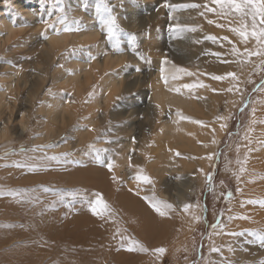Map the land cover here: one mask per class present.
I'll list each match as a JSON object with an SVG mask.
<instances>
[{
    "label": "bare ground",
    "instance_id": "6f19581e",
    "mask_svg": "<svg viewBox=\"0 0 264 264\" xmlns=\"http://www.w3.org/2000/svg\"><path fill=\"white\" fill-rule=\"evenodd\" d=\"M14 1V8L18 9L22 15L30 14L29 18H31V9H29L31 5L24 0ZM155 1L146 0L145 2L151 4ZM188 1L190 0H167L171 4L188 3ZM199 1L204 2L205 0ZM206 3L215 7L210 4V0H207ZM200 5L203 7L204 4ZM148 7V14H138L140 20L137 12L129 10L128 18L123 19L122 17L123 23L129 25L128 20L131 18L134 21H139L136 24H130L133 27L140 28L148 23L158 24L161 22L162 25L166 24V28L176 24L206 25L209 24L208 20H214L218 24L224 25L221 30L225 29L231 34L233 40L227 35L225 36L229 38L228 40L223 39L225 36L217 37V41L225 45L219 47L217 41H201V28H197L195 32L186 31L179 35L172 31L169 39L165 41L167 46L161 44V47L156 50L155 46H158L159 41L154 38L156 34L154 25L150 29L152 33L150 39L145 37L146 35L141 36L146 39H142L143 49H148L154 55L153 63L147 65L136 53L129 50L130 46L126 42L122 44L123 51L120 52L114 51L111 45L107 46V40L104 41L99 26L96 25L97 22L84 24L85 26L82 24L79 27L80 30L74 33L57 35L55 31H51L45 38L44 36L40 37L42 33L38 31L40 30L38 28V30L35 28L37 33H34L36 30H32L33 34L30 35L25 32L18 34L25 28L21 25L22 27L18 29L13 23L11 15L14 10L12 14L10 13L11 15L3 9L0 10V56L3 57V59L0 58V149L8 150V145L12 142V138H9L8 135L14 136L15 134L20 140V135L26 132L27 128L21 124V121L28 111H32L39 121L37 122L39 126L36 125V129L40 131V135L35 137L30 133L35 141L44 142L43 137L50 139L54 134L57 138L60 135L57 133L60 129L68 128L70 134H77L75 135L77 143H81L84 135L89 137L92 135L89 132V127L103 119L106 121L105 127L108 129V134L116 138L113 143H108L107 163H113L111 172L105 164L106 156H103V164L93 157L89 159L91 168L86 172L85 183L81 182L80 184L83 187L86 186L84 192L86 200L82 204V210L87 214V218L76 221L71 233L66 236L65 232L59 231L57 224H54L55 219L48 218V211L42 213L40 218L34 220L33 231L29 236H25L23 255L24 261L29 264L54 263L52 260L45 262L47 254L38 248V240L43 239L44 233L48 234L44 241L48 242L46 244H51V248L46 247L45 249L54 251L56 246L59 247L61 245L60 239H58L60 235L71 238V241H67L68 246H64V249L71 246L81 251L107 246V249L113 252L120 251L117 255L112 256V263L127 264L129 257L125 256L121 248H124L127 253H132L135 250L130 251L126 243L121 246L120 235L116 233L117 228L125 230L122 232L125 237L132 238L133 233H136L152 250L163 247L166 250L171 248V251H175L174 249L189 246L190 240L193 238H191L192 233H195L199 227V220L193 219V216L202 214L201 205L196 206L195 209L190 208L188 212L183 210V205L189 204L192 192L198 194L199 191L200 194L210 165L229 131L228 124L232 117V111H235L247 93L245 91L246 80L250 73V65L253 64V57L246 63H240L237 61V57L230 54L231 46L234 43L243 52L246 47L251 49L253 44L255 45V41L249 39L245 44L238 35L230 31V24L233 20L235 24L239 23L238 17L230 16L224 19L215 13L206 12L204 9L205 15L200 20V16L194 17L193 15L198 12L200 7L169 12L162 20V14L165 12L162 0L157 1L156 6L148 5ZM34 16L32 15V18ZM169 32L171 31L169 30ZM19 35L25 36L28 42L35 43L34 41H36V47L30 52H24L23 54L26 55L23 57L19 55L22 48L15 50L14 47L22 37ZM203 46L207 48L204 51L205 56L196 60L197 53L194 50L198 47L201 50ZM209 48L222 50L220 53L224 55L217 57L212 54L216 51ZM74 50L80 51L76 53L78 56H82L80 57L81 62L73 61ZM165 57L177 66L192 69L194 75H185L176 81L169 79V84L165 86L161 79L160 68L164 67L165 74H168V70L172 67L171 63H162ZM208 58L212 59L211 65L207 62ZM239 59L243 61L244 57L241 56ZM58 60L61 61L60 64L48 70V65H54ZM128 62L137 67H130L125 72ZM203 69L209 73L202 72ZM11 70L14 74H7ZM228 72L236 73L238 79L234 80L231 77L219 81L212 79V75H224ZM40 79L48 81L51 89L58 87L59 92L53 96L49 92L50 89L44 90L41 93L43 102L34 105L32 104L35 101L33 98L27 94L22 97L21 94L22 92L33 96L38 94L39 90L35 88V85ZM84 81H86L87 89H83ZM96 81L100 83L99 87H91L92 83ZM197 82H202L206 87H197L191 90L181 87V91L178 93L168 90L186 83ZM229 88L232 91H228ZM98 90L103 92L100 98L96 94ZM135 91L138 93H134ZM252 108H255L258 118H251L241 136L244 141L242 146L250 145L251 147L246 154L247 182L258 184L264 182V123H261L264 121V113L261 115V112H264V104H254ZM40 116L41 118H39ZM182 116L190 119H182ZM217 117L225 119L218 120ZM253 120L256 121L255 124L251 123ZM258 120L262 125L261 129L256 127ZM196 121H203L204 124H198ZM16 122L23 126L22 130L18 128L16 130ZM221 124H226V127L221 128ZM250 128L251 131H249ZM77 143L74 145L76 146ZM57 150L58 146L54 145L33 153L37 154L43 151V155H48L51 151L57 153ZM177 152L179 155H176ZM209 154L215 155L212 159H208ZM236 156L238 157L239 154ZM11 158H14V154L9 153L8 157H0V160ZM129 158H131L130 161ZM62 159L67 162L69 157L58 158V160ZM71 161L76 162L77 159ZM130 164L131 166H129ZM236 168L239 170L240 165H237ZM137 173L149 176L151 183L134 179L133 177ZM113 175L119 179L114 181ZM83 178L84 175L80 176L78 181ZM132 180L135 181L129 184ZM94 191L103 193L105 199L116 210L114 218L107 216L101 218L91 213L88 201ZM153 194L174 205L168 215H159V219L155 221L150 215V202L144 199L145 196ZM241 197L247 198L244 194ZM240 210H246L243 200L230 206L228 217H233V219L229 221L232 224L228 226L229 229L236 225V220H241L239 214L234 218L236 212ZM23 215L28 216L29 213ZM253 217V221L259 220L255 215ZM61 220L64 223L62 218ZM50 222L54 225L47 229ZM163 223H166L164 228L160 225ZM127 227L131 230L128 231ZM41 228H45L47 231H37ZM222 229L216 230L217 239H220L218 234ZM213 238H215L214 232L211 235V244ZM0 241L4 243L2 240ZM36 241L37 244L34 246ZM215 244L214 242L213 245L215 246ZM34 249L40 251H38V256L33 259L34 254L31 251ZM216 254L211 251L209 257ZM143 263L146 261L143 260ZM77 264H85V262H77ZM203 264H207L206 261H203Z\"/></svg>",
    "mask_w": 264,
    "mask_h": 264
},
{
    "label": "rangeland",
    "instance_id": "374dc122",
    "mask_svg": "<svg viewBox=\"0 0 264 264\" xmlns=\"http://www.w3.org/2000/svg\"><path fill=\"white\" fill-rule=\"evenodd\" d=\"M24 1L31 5L29 8L31 9V18H29L30 14L28 16L22 15V13L20 14V12L18 11V9L14 8V0H0V10L3 9L9 14H12V11L14 10L13 14H10L13 23L16 25V27H18V29H20V27L22 26L23 28H25L24 30L22 28L23 31L20 30L18 34L25 32L27 35H30L31 33L33 34L32 30L35 31L38 28L40 30H37L42 33V35L40 34V37H45L48 32L55 31L56 28L62 27V25H60L59 23H57L55 27H47L44 23L45 21H48L49 24H51L57 19V16L59 15L56 10L55 0ZM145 1L146 0H114L110 1V4L117 7H114L113 15L116 16L117 23L122 29L119 35V47L123 49L122 44L125 42L128 43V46H130V51L136 53V55L145 64L151 65L153 63L154 55L151 54L148 49H143L144 46L142 45L144 44L142 43V39L145 38L141 36L146 35L145 37L151 38L152 33L150 29L155 25L154 27H156V34L154 38L159 41L158 46H155V48L156 50H158V48L161 47V44L163 46L166 45L165 41L171 36L172 31L170 30V27L165 28L166 24L162 25L161 22H159L158 24L148 23L145 26L137 28L131 26L130 24H136L139 21H134L133 19L129 18V25L124 24L122 21V17L123 19L128 18L129 10L137 12V16L138 14H148V5L156 6V2L159 0H156L151 4L146 3ZM162 2L165 11L163 12L164 15L162 14L163 20L165 14L168 15L169 12L173 11L165 6V0H162ZM206 2L207 0H205L204 2H201L199 0L188 1V3L197 4H206ZM98 3L99 0H63V6L69 18V21H72L73 19L79 20L80 23L78 27H80L82 24V26H85L88 23L94 22L95 24V22H97L96 25L99 26L100 33L104 38V41H106L107 39L104 35L105 33L101 30L100 27L102 24V18L106 17L107 14L103 11L98 10ZM204 9V7H201L197 13L193 14L194 17H197L198 15L201 17L199 19L202 20L204 16H201L200 13L204 12ZM32 15H35L34 18H32ZM235 25L237 24H235V21L233 20L231 26ZM72 26L74 28L77 27V25ZM192 26L201 28V41L203 42L207 41L206 39H204V37L208 34L215 35L216 37L227 35L231 40H233L231 34H229L225 29L221 30V27L216 26V24H193ZM37 30L34 33H37ZM169 30L171 32H169ZM74 32L77 31H60L59 34ZM162 32L164 33L162 34ZM133 33L136 35L137 40L135 44L130 42V34ZM19 36L21 37L22 35ZM34 42L35 43L28 42L25 36H22L20 38V41L17 42L14 47L15 50H19V48H22L19 55L23 57L26 55L23 54L24 52H30L33 48L36 47V41ZM217 43H219V47L225 46L222 42L217 41ZM106 44L107 46H112L113 42L107 40ZM254 48L255 45L253 44L251 49ZM206 49L207 48L203 46L201 50L199 47L194 50V52L197 53L196 60L201 59L205 56L204 51ZM209 49L215 50L216 52L222 51H218L215 48ZM190 50L193 49L190 48ZM77 51L78 50L73 51V61L78 60L81 62L82 60L80 59V57L82 56H78V53H76ZM252 57L253 64L250 65V73L246 80L247 84L245 91L247 93H245V95L243 96L244 98L242 97L243 100L240 102L238 107H236L235 111H232V117L228 124L229 131L227 132L225 139H223L221 146L217 150L214 161L209 168L210 170L208 174L212 175V180L211 182H209L206 176V180L200 191V194L199 191L198 194L192 192L189 197V204L192 205V209H195L197 205H201L202 208V214L200 215L201 219H199L198 223L199 227L197 228L195 233H192L191 238H193L190 240L189 246L186 245V247H183L181 249H174L175 251H171L172 249L170 248L163 254H155L153 251H151L152 249H150V247L144 243L143 239L140 236H138L136 233H133L132 238L141 241L149 249V251L141 252L135 250L132 253H127L126 251H124V248H121L125 256L131 258H128L129 261L127 260V262L129 263L127 264H203V261H206L207 264H261V262L264 261V245L261 244L257 236L252 235L248 231H246L249 229L264 228V205L247 203V201L249 200L264 199V182L253 184L247 182L248 179L246 178L245 173L241 174L239 179H237L235 175V173L239 172V170H237L236 168V166L239 165L237 163V160L240 158L239 160L243 161L246 154L251 149L250 145L242 146V143L244 141L242 140L241 134L250 123L251 118H258L256 110L255 114H253L252 106L254 104H260L259 101L263 100L264 96V65H261L260 63L261 60L264 59V57L255 55H253ZM0 58L3 59L2 56H0ZM60 62L61 61L58 60L54 65H48L47 63H45V65H48L49 70L51 67L54 68L55 66H58ZM207 62L211 65L212 59L208 58ZM130 67L134 68L137 66H133L128 62L124 71H128V68ZM190 70L191 72H193L192 69ZM201 71L206 73L208 72L205 69ZM7 74L14 73L11 70L7 72ZM99 85L100 83H97L96 81L92 83L91 87H99ZM35 86V88L39 90L38 94H35V96L26 92H22L21 94L22 97L27 94L28 96L33 98L35 101L32 104L34 105L43 102L41 100V93L44 90L50 89L49 92L53 96H55L59 92L58 87H53L51 89L50 83L44 79L38 80ZM87 88L88 87L86 85V81H84L83 89ZM102 93V90L96 91V94L99 95V98ZM134 93L138 92L135 91ZM135 96H137V94H135ZM34 97H36L37 99ZM263 113L264 112H261V115ZM39 118H41V116ZM21 122V124L25 125L27 130L22 135H20V140H18L19 137H17L15 134L14 136L8 135L9 138H12V142L8 145V150L10 152L7 149H0V157H3V154L5 152H9L11 155L14 154V158L8 160H0V185L7 188H35L36 191L31 193V196L33 198L32 200L24 201H21L18 198H14L9 195H0V240L4 242L1 243L0 241V264H29L24 261L25 257L23 255V248L26 243L25 236H29V234L33 231V227L35 225L34 220L40 218L39 216H41V214L45 211H48V218L55 219L54 224H57L58 230L61 232H65L66 236L71 233L73 224L76 221H78L79 219L84 220L87 218V214L82 210V204L84 200H86L84 193L86 186L83 187L80 184L81 182L85 183L86 172L91 168L89 166V159L93 157L100 164H102L101 161L103 160V156H106L105 164H107L108 151L100 152L98 160L97 149L108 150V143H113L116 139L108 134L109 132L105 127L106 121L104 119L98 120L89 127V132L92 135L90 137L84 135L83 141L81 143H77V137L75 136L77 134H70L68 128L60 129V131L57 132L60 133L59 137L57 136V138L54 134V136L50 139L43 137L44 142H41L40 140L35 141L30 133L34 134L35 137H37L38 134L40 135V131L36 129L37 126H39L37 124V122L39 121L38 117L35 116L32 111L26 112L25 117ZM18 123L19 122H16V130H22L23 126ZM256 127L257 129H261L262 127V125L259 123V120L257 121ZM75 143H77L76 146L74 145ZM46 144H53L55 146L57 145V153L51 151L48 155H43V151H40L37 154L33 153L34 151H31V149L36 145ZM21 148L27 151H21ZM63 153H67L66 156L69 157L67 162H65L64 159L51 160L46 158L52 155L63 157V155H60ZM236 154H239L240 157L238 156V158ZM74 159H77V161H71ZM14 161H19L21 163L26 162L27 165H36L37 167L35 171H32L28 167H15L12 165V162ZM5 164H8L9 166H3ZM82 175H84V178L78 181L79 177ZM133 181L135 180L130 181L129 184ZM122 183L124 184L123 181ZM245 184H248L251 187L246 186ZM44 188H50L53 189V191H45ZM229 192H231V197H228ZM242 194H244V196H247V198L243 199V197H241ZM240 200H243V205L245 206L246 210H240L236 212L234 218H236L239 214L241 217L247 216L250 217V219L240 218L241 220H236V225H234L233 228L229 229L228 226L232 225L229 222L231 219H229L228 217V214L230 213V206L232 204L240 203ZM149 209L150 215L153 220L155 221L159 219V214H157L152 207H150ZM25 213H29V215H23ZM254 215L259 220L253 221ZM61 218L64 220V223ZM166 220L168 221L169 218ZM54 224L50 222L47 229L53 227ZM214 224L219 226L213 228L212 225ZM160 225L162 228H164L166 223ZM127 228L128 231L131 230L129 227ZM221 228L223 229L221 233L218 234V236H220V239H217L216 230ZM37 231L47 230L45 228H41L37 229ZM213 232L215 235V238H213V243H216L215 246L213 245V243L211 244V235ZM229 233H236V235H231ZM47 235L48 234L44 233L43 239L38 240V248L40 250H43L47 254L45 262H49L50 260H52L54 261V263L51 262L53 264H77V262H85V264H116L112 263V256H115L120 252H113L112 250H108L107 246H100L95 250L83 249L81 251H78L71 246H69L68 249H64V246H68L67 241H71V238H65L60 235L58 239H60L59 241L61 245L59 247L56 246L54 251L52 249L48 250L45 248H51V244H46L48 242L44 241V239L47 238ZM53 239L55 240V238ZM35 244H37V241L34 243V246ZM213 246L219 248L220 251L216 252L217 254L215 256L213 255L210 258V249ZM40 250L34 249L33 251H31V253L34 254L33 259L38 256L37 254ZM143 260H145L146 263H143ZM65 261H67V263H65Z\"/></svg>",
    "mask_w": 264,
    "mask_h": 264
},
{
    "label": "snow or ice",
    "instance_id": "6c2138e0",
    "mask_svg": "<svg viewBox=\"0 0 264 264\" xmlns=\"http://www.w3.org/2000/svg\"><path fill=\"white\" fill-rule=\"evenodd\" d=\"M56 3V10L59 13L57 16V19L53 21L51 24H49L48 21H45V25L47 27H55L57 23L62 25L61 28H56V34L59 35L60 31L64 32H71V31H79V20L73 19L72 21H69V18L65 12L64 6H63V0H55ZM211 5H215V7L209 6L208 3L204 4L203 7L205 8L206 12L215 13L217 16L222 17L224 19H227L230 16L238 17L239 23L236 26H231L230 24V31L235 33L241 38V41L245 44L249 41V39H253L255 41V48H245L243 52L236 46V44H232L230 49V54L234 57H237V61L240 63H246L250 60V58L255 55L259 57H264V0H210ZM165 6L169 8L171 11H179V10H186V9H195L200 8L202 5L197 3H180V4H169L165 3ZM114 5L110 4V0H99V3L97 5L98 10L103 11L106 13V17L102 18V24H101V30L105 33L106 39L113 42V49L114 51L120 52L123 51L119 47V35L122 29L120 28L119 24L117 23L116 16L113 15ZM201 16L205 15V12L200 13ZM209 24H216L218 27H224L223 24H218L214 20H208ZM72 25H77V27H73ZM170 30L177 33L178 35L180 33L191 31L195 32L197 30L196 26H188V25H180L176 24L175 26L170 25ZM131 36V43L135 44L137 42L136 35L130 34ZM46 38V35H45ZM206 40H210L213 42L217 41V37L212 34H208L204 37ZM224 40H228L229 38L227 36L223 37ZM199 43L200 41H196ZM213 55L220 57L224 55L223 53L216 52L212 53ZM243 56L244 60L241 61L239 58ZM92 59H95V57H92ZM146 59V58H145ZM163 64H172V67L170 70H168V74L166 73V69L164 67L160 68L161 73V79L164 81L165 86L169 84V79L172 81H176L182 78V76H192L194 73H192L189 69L184 68L182 66H177L176 64L170 62L167 60V57L164 58L162 61ZM261 65H264V59L261 60ZM227 77H231L232 79H238L236 73L234 72H228L224 75H212V79L214 80H224ZM181 87L184 89H194L197 87H206L202 82L197 83H186L182 86H177L175 88H169V91H175L180 92ZM238 90V87H237ZM228 91H232L231 88L228 89ZM91 95V93H89ZM119 98V97H117ZM259 103L264 104V100L259 101ZM159 107V105H157ZM179 114V113H178ZM253 114H255V108H253ZM182 119H190L188 117H181ZM218 120L225 119L224 117H217ZM198 124H204L203 121H196ZM251 123L255 124L256 121L253 120ZM261 123H264V121H261ZM226 124H221V128H225ZM252 129L250 128L249 131ZM247 139V136L245 137ZM135 139V138H133ZM213 143H215V140H213ZM54 145H36L34 146L31 151H38L45 147H52ZM21 151H27L23 148H21ZM107 149H97L98 156L97 159L99 160V153L100 152H106ZM9 155V152H5L3 154V158H6ZM63 156H66L67 153L60 154ZM176 155H179L177 152ZM215 154H209L208 159H212ZM51 160H57L59 157L57 155H52L50 157H46ZM131 158H129V161ZM103 164V161H101ZM237 163L240 165L239 172L235 173L236 178L239 179L240 175L246 172V163H247V156H245L244 160H237ZM12 165L15 167H28L32 171L36 170V165H27L24 163H21L19 161L12 162ZM5 167L9 166L8 164L3 165ZM131 166V164L129 165ZM106 167L111 172L113 169V163L109 162L107 163ZM134 179L138 181H142L145 183H151V178L147 175H143L141 173H137ZM112 179L114 181L118 180L119 178L115 175L112 176ZM207 179L209 182L212 180V175L207 174ZM43 187V186H41ZM45 191H53V189L50 188H44ZM35 188H7L5 186L0 185V195H9L14 198H18L21 201L24 200H32L31 193L35 192ZM228 197H231V192L228 193ZM144 199L148 200L150 202L151 207L154 209V211L159 214L160 216H166L168 215L169 210H172L174 208V205L171 204L168 201H165L163 199H159L153 194L152 196H145ZM89 209L92 214L99 216L101 218H104L105 216L109 218H114L116 215V210L113 208V206L105 199L103 193L99 191H94L91 193V196L89 198ZM247 203H256L260 205H264V199L261 200H249ZM192 207V205L185 203L183 205V210L185 212H188L189 209ZM198 207V205H197ZM241 219H250V217L242 216ZM193 219L199 220L201 219L200 216H193ZM229 219H233V217H229ZM219 225H212L213 228L218 227ZM125 230H122L120 228L116 229V233L120 235L121 240V246H124L126 243L128 245V249L131 250H138L141 252H148L149 249L138 239L125 237L122 232ZM250 234L255 235L260 240L261 244L264 245V228L261 229H249L246 230ZM231 235H236V233H229ZM243 234V233H240ZM155 254H163L167 250L163 247H158L153 250ZM212 252H219L220 249L216 247H212L210 249ZM261 264H264V261L261 262Z\"/></svg>",
    "mask_w": 264,
    "mask_h": 264
}]
</instances>
